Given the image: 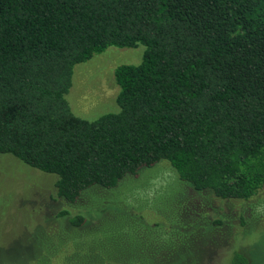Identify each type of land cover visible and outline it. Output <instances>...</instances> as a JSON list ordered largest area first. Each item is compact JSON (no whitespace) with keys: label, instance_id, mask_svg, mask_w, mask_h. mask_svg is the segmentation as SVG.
Wrapping results in <instances>:
<instances>
[{"label":"trees","instance_id":"16d2710c","mask_svg":"<svg viewBox=\"0 0 264 264\" xmlns=\"http://www.w3.org/2000/svg\"><path fill=\"white\" fill-rule=\"evenodd\" d=\"M139 45L142 62L115 71L119 111L76 116L75 66ZM0 154L57 176L70 204L163 160L195 192L251 199L264 189V0H0ZM242 252L230 264H249Z\"/></svg>","mask_w":264,"mask_h":264},{"label":"rangeland","instance_id":"374dc122","mask_svg":"<svg viewBox=\"0 0 264 264\" xmlns=\"http://www.w3.org/2000/svg\"><path fill=\"white\" fill-rule=\"evenodd\" d=\"M145 51L110 47L76 65L72 112L89 121L118 112L115 71L139 65ZM56 181L0 154V264H230L240 250L264 264V189L217 199L191 189L166 160L75 204L58 196Z\"/></svg>","mask_w":264,"mask_h":264}]
</instances>
